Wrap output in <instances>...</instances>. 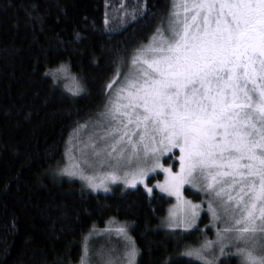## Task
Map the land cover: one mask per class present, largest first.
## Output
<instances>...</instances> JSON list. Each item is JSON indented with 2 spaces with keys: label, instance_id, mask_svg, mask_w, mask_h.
Returning <instances> with one entry per match:
<instances>
[{
  "label": "snow or ice",
  "instance_id": "1",
  "mask_svg": "<svg viewBox=\"0 0 264 264\" xmlns=\"http://www.w3.org/2000/svg\"><path fill=\"white\" fill-rule=\"evenodd\" d=\"M137 13L149 15L146 0L133 21ZM44 75L70 97L86 90L68 61ZM104 87L103 105L69 133L56 173L93 192L121 184L175 197L163 221L173 236L200 231L201 204L183 195L191 185L205 194L216 239L186 244L188 264H225L228 253L264 264V0H170L152 33L113 62ZM129 227L115 217L104 229L93 224L79 264H138ZM105 232L122 241L118 249L95 247Z\"/></svg>",
  "mask_w": 264,
  "mask_h": 264
},
{
  "label": "trees",
  "instance_id": "2",
  "mask_svg": "<svg viewBox=\"0 0 264 264\" xmlns=\"http://www.w3.org/2000/svg\"><path fill=\"white\" fill-rule=\"evenodd\" d=\"M144 3L0 0V264H79L89 229L106 227L111 217L129 222L138 264H188L180 253L197 242V232L173 236L162 226L170 199L157 190L152 197L142 187L91 193L51 175L74 125L103 105L113 62L152 33L170 0H146L149 15L133 21V9ZM60 61L83 77L85 92L52 90L44 73ZM222 259L239 264L236 256Z\"/></svg>",
  "mask_w": 264,
  "mask_h": 264
},
{
  "label": "rangeland",
  "instance_id": "3",
  "mask_svg": "<svg viewBox=\"0 0 264 264\" xmlns=\"http://www.w3.org/2000/svg\"><path fill=\"white\" fill-rule=\"evenodd\" d=\"M69 140V137L67 139V141ZM66 141V142H67ZM65 148H66V144H65ZM65 148H64V153H63V161L61 162L64 163L65 162ZM51 175L54 176L56 179H63V180H66L68 182L70 181H73V182H78L79 183V186L81 189H83L84 191H88V192H91V193H102V194H108V193H112L114 191H119V192H124L128 189H131V188H124L123 185L121 184H109V187L112 189V191L108 192V193H105L103 191H98V192H93L91 189H89L84 183L83 181L79 180L78 178H70L68 176H61V175H58L56 173V171H52L51 172ZM153 176L155 177L154 179H151L150 181V184L152 186H154L157 182V180H160L162 181L163 180V174L162 173H159L158 175L157 174H153ZM138 187H142L143 186H138ZM188 188L190 189L193 193H198L200 194V200L197 201V200H193L191 198H189L186 193H185V189ZM144 189V188H143ZM154 190H157L159 193L163 194L164 196H166L167 198L170 199V203L167 207V211H166V214L165 216L163 217L162 219V226H163V221H164V218L167 216L168 214V209L170 207H172V205H174L176 203V200H175V197H169L167 196V194L165 193H162L159 191V189H154ZM145 191V190H144ZM146 192V191H145ZM183 195H184V198L186 200H191L193 203H198V204H201V211H200V215H199V219L197 221L198 223V226H199V229L200 231L197 232V239L199 241H202L203 239L207 238V239H210V240H215L216 239V229L215 227L213 226V222L211 221V217L210 215L207 214V199L205 197V194L201 191H199L197 188H194L192 187L191 185H185L184 186V189H183ZM205 215V221L200 225V222L202 220V217ZM120 222H124V221H120ZM164 227V226H163ZM105 228V227H104ZM102 228V229H104ZM169 230V229H168ZM178 231H183L185 232L184 230L182 229H178ZM96 240V243H95V247L96 248H100L101 246H104V245H107L108 247L112 248V249H118L120 247V244L122 243V241H119L118 238L116 237L115 233H112L111 235V239L109 240L108 238V233H103L101 236H97L94 238ZM197 240V241H198ZM193 246H198L197 243L193 244ZM82 252H83V243H82ZM82 255V254H81ZM227 256H235L233 253H228L226 254L225 256L223 257H220L221 259L224 258V257H227Z\"/></svg>",
  "mask_w": 264,
  "mask_h": 264
}]
</instances>
